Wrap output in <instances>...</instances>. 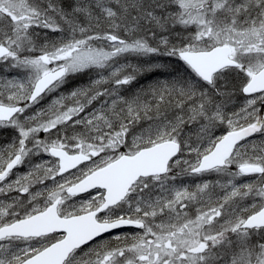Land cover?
Wrapping results in <instances>:
<instances>
[{
  "label": "snow or ice",
  "instance_id": "1",
  "mask_svg": "<svg viewBox=\"0 0 264 264\" xmlns=\"http://www.w3.org/2000/svg\"><path fill=\"white\" fill-rule=\"evenodd\" d=\"M0 73V264H264V0H0Z\"/></svg>",
  "mask_w": 264,
  "mask_h": 264
},
{
  "label": "rangeland",
  "instance_id": "2",
  "mask_svg": "<svg viewBox=\"0 0 264 264\" xmlns=\"http://www.w3.org/2000/svg\"><path fill=\"white\" fill-rule=\"evenodd\" d=\"M125 59L127 61H130L132 64H137V63H141L144 59H148V58H146V57L141 58V57L129 56V57H126V58L121 59V63H124L125 62ZM159 62H161V63H168V59L167 58H161V60ZM128 71H131V69H129ZM0 75H3V73H0ZM145 76H148V78H150V81L153 80L154 83L157 80H159L160 82H164L165 80L171 79V77H167L165 75L152 76V75L146 73L144 75H139L138 74L136 80H138L139 78H143V77L145 78ZM93 78H95V77H93ZM90 82L91 81H90L89 77H87V76H85L83 78H78V80L76 81V83L72 84L70 87L61 89V91L60 92H57L54 96L52 94H49V96H51L52 99H55V98H57L61 94V92L63 94H65V95H67L73 88L79 87V86H87ZM133 82L131 84H129V85L123 86V88L120 89V92L123 95H125L126 97H131V96H133L134 94L137 93L136 91H134V90L132 91L131 90V88H132L131 85L133 84ZM105 86H110V85H105ZM140 87L141 86L136 87V90L138 88H140ZM67 103L69 105H71V101H67ZM239 103H242V97L239 98V100L237 102V106H238ZM50 104H51V99H49V98L46 97L45 100L42 101L41 104L37 105L36 107H38V108H47L48 105H50ZM95 106L96 107H99L98 104H96ZM41 135L43 136L44 134L41 133ZM14 137H15V132H14L13 129H10V128H8V129H0V148L4 147L6 145H9L13 141ZM184 158H188L187 157V154H185V157ZM45 159H51V158L50 157H45ZM27 168H28V166L25 165L23 169H20L18 171L19 172H23V171H26ZM177 171H179V169H177ZM196 179L197 178L191 177V176H185V177L182 178L183 183L184 184H187V185H193L194 182L196 181ZM212 179H215V177L213 176ZM242 179L243 180H249V179H255V177H250V178H246L245 177V178H242ZM176 183L177 184L181 183V180H177ZM49 184L51 185V182L50 181H49ZM242 203H244L245 205H247V204L252 203V200L250 199V200L244 201Z\"/></svg>",
  "mask_w": 264,
  "mask_h": 264
},
{
  "label": "trees",
  "instance_id": "3",
  "mask_svg": "<svg viewBox=\"0 0 264 264\" xmlns=\"http://www.w3.org/2000/svg\"><path fill=\"white\" fill-rule=\"evenodd\" d=\"M152 82H153V80L150 81V78H147V79L144 78V77L143 78H139L138 80L133 82V84L131 85V87H132L131 90L132 91L134 90V91L137 92L138 89H140L141 87H147V85L152 84ZM138 86H141V87L136 90V87H138Z\"/></svg>",
  "mask_w": 264,
  "mask_h": 264
},
{
  "label": "flooded vegetation",
  "instance_id": "4",
  "mask_svg": "<svg viewBox=\"0 0 264 264\" xmlns=\"http://www.w3.org/2000/svg\"><path fill=\"white\" fill-rule=\"evenodd\" d=\"M246 178H250V177H246ZM85 198L87 197V194H82ZM77 199V202L79 201V198H76ZM250 200V199H249ZM118 231H121V232H134L136 231L135 229H131V228H124V229H120Z\"/></svg>",
  "mask_w": 264,
  "mask_h": 264
}]
</instances>
